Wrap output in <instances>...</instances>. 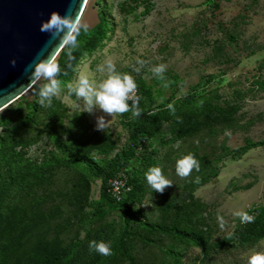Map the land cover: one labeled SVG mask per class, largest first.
<instances>
[{"label": "rangeland", "instance_id": "1", "mask_svg": "<svg viewBox=\"0 0 264 264\" xmlns=\"http://www.w3.org/2000/svg\"><path fill=\"white\" fill-rule=\"evenodd\" d=\"M81 22L89 31L81 29L74 50H87L51 105L38 103L35 83L0 111V222L24 231L21 251H65L60 264H247L264 252L263 237L206 255L185 238L139 223L170 222L174 208L163 194L182 205L188 191L198 210L179 214L177 226L202 232L207 245L242 224L237 212L264 218V147L233 153L264 141V0H88ZM108 61L135 80L141 115L106 117L100 132L96 118L103 113L84 112L68 85L75 87L81 75L98 85L108 76ZM160 64L164 79L153 72ZM210 108L232 114L193 135L179 133L176 117L200 121ZM154 114L162 119H150ZM87 150L88 162L75 160ZM189 154L199 170L181 178L176 162ZM122 159L141 182L133 211L102 195L112 163ZM152 167L173 184L163 194L147 184ZM85 185L86 200L77 204ZM93 240L109 244L112 254L90 251ZM5 243L0 238V254Z\"/></svg>", "mask_w": 264, "mask_h": 264}, {"label": "clouds", "instance_id": "2", "mask_svg": "<svg viewBox=\"0 0 264 264\" xmlns=\"http://www.w3.org/2000/svg\"><path fill=\"white\" fill-rule=\"evenodd\" d=\"M89 31V26L81 22L80 17L73 16L66 13L61 16L58 12L53 11L46 21L41 24V31L48 32L55 39L59 41L57 47L67 48L69 45L72 49L78 46L77 37L81 33ZM69 50V54H70ZM55 50L49 54L45 59L35 62L31 67L29 79L35 81L38 85L36 95L38 96V103L42 107L50 106L54 97H58L61 92L62 81L57 79L61 73V68L56 62ZM13 65L15 61H12ZM137 64L141 67L145 61L137 59ZM141 67H136L134 70L139 73ZM108 76L106 79L99 82L98 85H93L89 78L81 75L78 78L77 85L73 87L68 85L70 93L74 94L78 100L84 101V112L93 114L95 110L103 113L102 116L96 118V130L105 132L107 119L106 117H114L117 114H123L132 111L134 116L141 115L139 109L140 97L136 95L137 84L135 80L128 74H120L116 72L115 65L111 61L107 62ZM166 71V66L160 64L153 68L154 74L160 79H164L163 73ZM166 86V85H165ZM129 101H132L131 107ZM172 108V105H169ZM174 114V109H173ZM193 169L199 170V162L196 158L189 154L176 162V173L181 178L188 177ZM147 184L154 190L163 194L166 188L173 184L167 180L162 174L159 167L149 168L145 173ZM199 178L197 177V182ZM241 220V223L254 222V216L246 212L235 213ZM221 226H223V218L219 217ZM89 250L96 251L102 256H109L112 254L111 247L105 242L97 243L95 240L89 243ZM247 264H264V252L253 253L247 260Z\"/></svg>", "mask_w": 264, "mask_h": 264}, {"label": "trees", "instance_id": "3", "mask_svg": "<svg viewBox=\"0 0 264 264\" xmlns=\"http://www.w3.org/2000/svg\"><path fill=\"white\" fill-rule=\"evenodd\" d=\"M86 49V47L74 50L71 47L62 48L60 53L57 56L56 62L59 64L61 68V73L57 77V79L63 81L66 80L70 76V68L71 66L75 65V63L79 60L81 53ZM69 50L70 54H69ZM87 50V49H86ZM264 87V84H261ZM168 112L165 111L164 115L162 116L163 119L168 117ZM232 113L228 111H221L217 109H207L203 116L202 120H195L190 116L185 117H176V122L179 125V133L181 135H193L194 133L198 132L199 129L204 126L208 127L212 123H218V122H227L229 120V117ZM150 115V114H149ZM150 119H162L156 116V114L149 117ZM143 134V132H142ZM139 139H143L142 137ZM139 144H141L138 140L136 143H132V149H136V151L139 148ZM258 147H264V141L251 143L249 145H246L244 147H241L239 149H236L233 151L234 157H240L243 153L249 151L250 149L258 148ZM80 149V148H79ZM78 149V151H79ZM81 150V149H80ZM132 151V150H131ZM79 153H82L79 154ZM87 152H76L74 155L75 160L77 161H83L88 162L87 158ZM131 156H133L134 152H130ZM130 156V157H131ZM112 169L107 174L104 186H102V195L107 198L108 201H110L112 204L119 205L124 207L127 210H132L131 207L135 203L137 204L139 194L141 193V182L138 181V178L132 177L131 172L129 170V167L127 166V162L125 159H122L119 162L112 163L111 165ZM127 170L130 176V183L132 186V192L128 194V196L120 203L113 202L107 195L106 187H107V181L110 177L114 176L119 170ZM215 171L213 172V175H215ZM202 182L199 183L201 185ZM87 185H85V189H80L79 192L75 194L74 200L77 204H79L81 201L86 200L87 196ZM164 200L166 202V205H168L170 208H174L173 218L168 223H160V224H148L146 222L140 221L139 223L143 226L149 228L151 231L162 233V234H174L175 236L179 238H185L197 246H199L206 255H208L212 250L215 252L221 251L225 249L226 247L231 246L232 244L236 243L238 245L243 244H252L260 240L264 237V218H256L254 217V222L251 223H242L240 224L228 237L221 240L220 242L214 244V245H207L206 242H203V233L197 232L196 230H191L189 232L180 230L177 226L176 217L179 214H193L195 211L198 210V206L195 203V200L192 196V193L188 191L187 194V201L182 205H175L173 201L170 199L168 200L167 195L163 194ZM133 211V210H132ZM17 229L19 230L17 232ZM24 234V231L22 232V229L14 224L12 221L8 222H0V238L5 239L6 243L1 247L3 249V252L0 254V264H60L61 258L65 255V251L62 253H59L58 251L52 249L50 252H47L46 250H38L37 252H34L32 254H27L25 252L21 251L22 247V235Z\"/></svg>", "mask_w": 264, "mask_h": 264}, {"label": "water", "instance_id": "4", "mask_svg": "<svg viewBox=\"0 0 264 264\" xmlns=\"http://www.w3.org/2000/svg\"><path fill=\"white\" fill-rule=\"evenodd\" d=\"M84 4L85 0H0V111L36 83L29 79L31 66L53 50L55 58L63 48L40 30L42 22L53 11L79 16Z\"/></svg>", "mask_w": 264, "mask_h": 264}, {"label": "built area", "instance_id": "5", "mask_svg": "<svg viewBox=\"0 0 264 264\" xmlns=\"http://www.w3.org/2000/svg\"><path fill=\"white\" fill-rule=\"evenodd\" d=\"M138 88L136 89V95L138 96ZM132 101H129L130 103ZM130 176L127 170H119L114 176L110 177L107 181L106 192L108 197L115 203L122 202L128 194L132 192V186L130 183Z\"/></svg>", "mask_w": 264, "mask_h": 264}, {"label": "bare ground", "instance_id": "6", "mask_svg": "<svg viewBox=\"0 0 264 264\" xmlns=\"http://www.w3.org/2000/svg\"><path fill=\"white\" fill-rule=\"evenodd\" d=\"M87 1H88V0H85V4H84V6H83V8H82V10H81V12H80V15H79L80 19L82 18L83 13H84V11H85V8H86V6H87ZM57 56H58V55H57ZM57 56H56L55 58H57Z\"/></svg>", "mask_w": 264, "mask_h": 264}]
</instances>
